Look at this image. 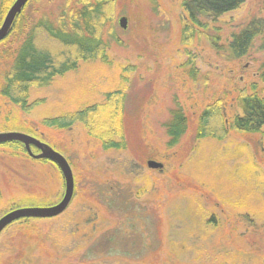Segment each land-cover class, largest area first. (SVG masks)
Segmentation results:
<instances>
[{"label": "rangeland", "instance_id": "rangeland-1", "mask_svg": "<svg viewBox=\"0 0 264 264\" xmlns=\"http://www.w3.org/2000/svg\"><path fill=\"white\" fill-rule=\"evenodd\" d=\"M28 1L0 40V82L32 26L42 18L57 23L66 4L80 0ZM113 1L105 61H80L30 87L28 102H37L30 111L0 96V133L39 139L67 160L74 179L63 212L3 228L0 264H264V126L249 133L228 126L240 112L238 95L263 87L264 28L246 54L227 51L234 34L264 21V0H243L215 21L202 18L207 28H194L188 42L183 0ZM37 42L55 46L44 36ZM211 104L222 112V139L196 135ZM86 107L94 109L86 124H48ZM179 107L187 128L169 145L166 124ZM121 138L124 147H103ZM149 160L162 166L150 168ZM65 186L55 162L33 158L19 141L0 143V217L55 205Z\"/></svg>", "mask_w": 264, "mask_h": 264}, {"label": "trees", "instance_id": "trees-1", "mask_svg": "<svg viewBox=\"0 0 264 264\" xmlns=\"http://www.w3.org/2000/svg\"><path fill=\"white\" fill-rule=\"evenodd\" d=\"M10 0H0V21ZM29 2V1H28ZM66 4L59 15L57 23L42 18L35 23L26 38L19 45L9 62L0 82V96L18 105L24 111H30L37 103L28 102V91L32 86L48 84L55 76L63 75L77 67L80 61L99 58L106 60V44L103 29L113 14V0H80L75 4ZM243 0H183L186 24L182 28V40L188 42L195 33L194 28L205 29L207 21H215L222 14L237 8ZM24 5L22 10L25 8ZM21 12L18 14L21 15ZM264 21H254L232 36L227 51L232 57L246 54L258 34L262 33ZM39 36L52 43L54 48L37 42ZM218 36L211 42L218 51ZM190 75H195L194 60L191 57ZM264 67V61L262 63ZM264 81V72H263ZM254 87V86H253ZM240 109L229 122L230 129L238 132H259L264 126V83L260 92L241 93L236 99ZM95 107V106H94ZM93 107H86L73 114L57 116L48 120L51 126L69 127L76 121L87 123ZM170 120L166 124L169 145H174L187 128V119L181 107L171 110ZM222 112L218 106L211 104L199 115L196 135L200 138L224 137ZM18 142V141H16ZM104 148H122L124 141L109 140L103 142Z\"/></svg>", "mask_w": 264, "mask_h": 264}, {"label": "water", "instance_id": "water-1", "mask_svg": "<svg viewBox=\"0 0 264 264\" xmlns=\"http://www.w3.org/2000/svg\"><path fill=\"white\" fill-rule=\"evenodd\" d=\"M27 2L28 0H14V2L11 4L0 26V40L4 39L9 33L16 16L21 12L22 8ZM119 25L123 28L126 26L125 17H121L119 19ZM7 141L21 142L22 144H24L28 153L35 159L44 158L55 162L63 174L66 189L61 201H59L55 205L48 207L18 208L4 214L2 217H0V232L8 223L20 217H52L60 214L68 206L74 188V179L71 168L67 160L60 153L56 152L48 145L43 144L39 139L25 133H0V143H4ZM31 146H35L36 148H38L40 150V153L33 154L31 151ZM147 165L150 168H160L162 166L161 163L155 160H149L147 162Z\"/></svg>", "mask_w": 264, "mask_h": 264}]
</instances>
